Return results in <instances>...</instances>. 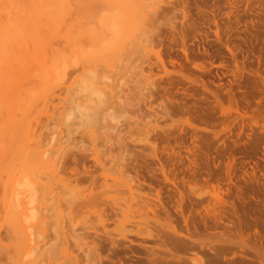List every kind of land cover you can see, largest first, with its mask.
I'll return each mask as SVG.
<instances>
[{
    "label": "rangeland",
    "instance_id": "rangeland-1",
    "mask_svg": "<svg viewBox=\"0 0 264 264\" xmlns=\"http://www.w3.org/2000/svg\"><path fill=\"white\" fill-rule=\"evenodd\" d=\"M33 1L48 2L53 12H35ZM133 1L2 0L0 22L42 26L46 38L53 30L59 37L54 42L56 50L67 45L63 37H80L83 28L86 31L78 49L101 51L103 27L109 30L119 12L126 11ZM149 1L136 2L146 5V13L156 18L152 20L155 30L149 34L154 50L140 54L130 70L120 69V80L114 85L120 96L117 105L123 106V111L105 109L109 118L104 114L106 118L103 116L95 127L97 132L91 129L103 141L93 146L86 135L90 130L86 119L71 105L73 93L68 88L81 86L80 66L70 68L69 76L57 83L55 101L47 108L42 104L28 108L24 102L17 108H0V123L27 119L41 142L21 139L15 144L10 137L0 139V198L4 197L0 204V246L11 251V255H4L7 259L16 257L12 264L35 261L25 252V238L17 233L22 224L27 222L32 241L46 228L42 218L47 213H42L45 207L40 208V204L41 210H35L30 221L20 222L22 217L18 221L20 212L16 213L22 209L17 206L28 181L50 182L54 189L51 198L60 194L80 204L92 195V175L99 183L93 195L102 191V174L108 175L110 185L121 175L132 182V192L123 188L109 193L93 211L74 214L72 219L63 212L69 218L64 230L59 228L62 220L58 214L50 213L54 229L47 231L45 243L56 261L46 259L38 264L65 262L60 247L63 232L70 252L81 257L82 264H264V0ZM14 6H21V10ZM88 36L93 37L92 43ZM49 54L42 51L41 56ZM11 78L15 79L13 97L21 99L19 93L31 88L33 81ZM93 102L97 107L95 99ZM62 113L68 120H60ZM39 151L46 155L41 158ZM97 151L105 168L94 163ZM59 180H67L69 188L64 190ZM36 205L27 207L32 210ZM12 228L16 234L10 232ZM96 242L108 245L100 249ZM89 252L97 253V262L88 261ZM4 258L0 264H9Z\"/></svg>",
    "mask_w": 264,
    "mask_h": 264
},
{
    "label": "bare ground",
    "instance_id": "bare-ground-1",
    "mask_svg": "<svg viewBox=\"0 0 264 264\" xmlns=\"http://www.w3.org/2000/svg\"><path fill=\"white\" fill-rule=\"evenodd\" d=\"M2 1V0H0ZM131 1V0H130ZM137 0L131 3L129 7L124 11L123 13L122 9L120 15L118 14V18L114 20V24L111 25V27L108 28L106 26L103 27V33L102 38L100 40L101 43V51L98 50H92L90 52H84L83 49L79 50L78 48L81 47L79 44V40H81V36L83 37V33H85V29L80 28L81 36L77 37H71L72 34H69V37H63V41L65 40L64 44L66 45L63 50H56L55 47V40H57L59 37L57 36L56 32L51 30L50 34H48L47 38L44 33V29L42 26H33V25H18L14 20L10 21V23H4L0 22V108H17L16 106L19 105L20 102L26 103V106L28 108H34L38 104H42L44 107L47 108L48 105L52 104L55 101V97L57 95L56 89L58 87L56 86L57 83L61 80H65L69 76L68 70L72 68L73 66H80L81 71H83V76L81 77V86L76 89L68 88L70 93H73V96L71 98V105L73 106V110L75 113L77 112L80 114L81 117H83L85 120V126L89 130V133L86 135L88 136L89 140L93 143V146H95L96 141H103L101 140L102 137H96L95 127L101 122V120H104L103 116L106 114V110L110 111V109H115L114 111H123V106H118L117 99L120 97L118 93L116 92L117 86L115 87L114 82H118L120 80V69L122 67H126V70H130L136 61L138 62L140 54H143L147 52L148 49L154 50L153 47L150 46V36L154 30H155V23H152V20L156 18H152L153 16L149 15V13H146L147 7L146 5H138ZM143 1V0H142ZM147 1V0H146ZM149 1V0H148ZM153 1V0H152ZM150 2V1H149ZM152 3V2H151ZM83 5V4H82ZM81 6L77 9L80 11ZM158 5V4H157ZM151 6V5H150ZM32 7L35 12H39L40 14H50L53 11L51 10V6L46 1H41V3H38L36 1L32 2ZM15 10H21V6L17 8L14 6ZM151 8V7H150ZM155 10V9H154ZM152 12V11H151ZM155 13V12H154ZM159 13V12H158ZM155 15V14H154ZM116 16V15H115ZM161 17V16H160ZM159 19V18H158ZM156 21V20H154ZM84 27V26H83ZM157 28V27H156ZM85 30V31H84ZM79 31V33H80ZM78 32V31H77ZM87 33V32H86ZM105 33H108L106 35ZM140 33V34H139ZM217 34V33H216ZM71 35V36H70ZM75 35V34H74ZM88 35V34H87ZM86 36V35H85ZM89 37V36H88ZM85 39V38H84ZM91 43L93 42V37H89ZM153 43V42H151ZM82 44V43H81ZM16 49L17 51H13ZM71 49L73 51H71ZM130 50L129 54H127V50ZM77 50V51H76ZM42 51H49L48 56H44V58L41 56ZM70 51V52H69ZM144 51V52H143ZM147 54V53H146ZM144 55V54H143ZM145 56V55H144ZM149 56V55H148ZM147 58V57H146ZM140 60V59H139ZM148 60V59H147ZM146 64V63H145ZM80 69V68H79ZM110 70L109 73L105 70ZM139 69V68H138ZM132 71V70H131ZM125 72V70H124ZM116 73V74H114ZM123 73V70H122ZM137 73V72H136ZM140 74V73H139ZM141 76V75H139ZM19 78L20 80H31L33 81V85L31 88H27L22 90L19 94L21 99H17L13 97L12 92V86L14 78ZM148 79V78H147ZM113 81V84L111 83ZM59 82V83H60ZM64 82V81H63ZM148 82V80H147ZM62 83V82H61ZM115 83V84H116ZM59 86V85H58ZM60 87V86H59ZM119 90V89H118ZM119 96V97H118ZM95 99L97 107H94L92 104ZM122 100V99H121ZM69 101V100H68ZM93 102V103H92ZM43 108V107H42ZM71 109V108H70ZM97 109V110H96ZM106 109V110H105ZM100 110V111H99ZM94 112V114L92 113ZM106 112V113H105ZM67 113V112H66ZM125 113V112H124ZM63 114V113H62ZM121 114V113H120ZM59 115L61 121L68 120L67 116ZM68 115V114H67ZM71 115V114H70ZM69 115V117H70ZM107 115V114H106ZM105 117V116H104ZM108 117V115H107ZM111 117V116H110ZM103 118V119H102ZM106 118V117H105ZM109 118V117H108ZM115 119V118H113ZM59 120V121H60ZM112 120V119H111ZM107 119L104 121L106 122ZM116 121V120H115ZM103 123V121H102ZM5 123H0V139L7 136L10 137L11 141H13L15 144L18 143L19 140H34L36 143L40 142V135L37 136L35 132L32 130V124L29 123V120L22 118V120H9V122L4 125ZM63 124V122L61 123ZM83 124V123H82ZM68 125V124H67ZM108 126V125H107ZM94 129V132H92L91 129ZM69 129V128H68ZM113 129V128H112ZM107 131V130H106ZM111 131V130H109ZM104 132V131H103ZM84 133V132H83ZM107 132H105L106 134ZM58 134V133H57ZM85 134V133H84ZM109 134V133H108ZM61 135V132H60ZM101 135V134H100ZM107 135V134H106ZM111 134H109L110 136ZM43 138V135H41ZM108 136V135H107ZM106 136V137H107ZM72 137V136H71ZM86 138V137H84ZM83 138V139H84ZM64 139V137H63ZM72 139V138H71ZM60 140V137H59ZM42 141V140H41ZM55 141V140H54ZM71 141V140H70ZM107 142V140H104ZM56 142V141H55ZM58 142V141H57ZM63 142V140H62ZM88 142V141H87ZM41 144V142H40ZM105 145V144H104ZM41 148V147H40ZM95 148V147H94ZM99 149V148H97ZM91 150V149H89ZM93 150V149H92ZM95 150V149H94ZM40 152V157L43 158L44 155H46L44 152ZM38 152V153H39ZM67 152V151H66ZM93 152V151H92ZM96 152V150H95ZM37 153V154H38ZM61 153V152H59ZM88 153V152H87ZM91 153V152H90ZM100 154V152H99ZM107 154V153H106ZM55 155V154H54ZM63 155V154H62ZM56 156V155H55ZM71 156V155H70ZM90 156V155H89ZM107 156V155H106ZM57 158L60 156H56ZM65 157L66 154H65ZM86 157V156H85ZM88 157V156H87ZM124 157V156H123ZM50 158V157H49ZM67 159V158H65ZM74 159V158H73ZM104 159V158H103ZM122 159V158H121ZM59 160V159H58ZM64 160V159H63ZM77 160V159H76ZM92 160V159H91ZM95 160L97 165L101 168L104 166L103 160L99 158L98 151L95 156ZM62 161V159H61ZM122 161V160H121ZM66 162V161H65ZM78 161H76L77 163ZM106 162V161H105ZM125 162V161H124ZM67 163V162H66ZM55 164V162H54ZM53 164V165H54ZM64 164V162H63ZM82 164V163H81ZM92 164V163H91ZM112 164V163H111ZM124 164V163H123ZM51 165V164H50ZM88 165V164H87ZM65 166V165H64ZM58 167V162L56 166L54 167V172H56ZM78 167V166H77ZM95 167V166H94ZM116 167V164L115 166ZM53 168V167H52ZM76 168V167H75ZM96 168V167H95ZM105 168V167H103ZM118 168V167H117ZM130 168V167H129ZM60 169V168H59ZM65 169V168H63ZM82 169V168H81ZM90 169V168H89ZM53 170V169H52ZM83 170V169H82ZM107 170V169H106ZM128 170V169H127ZM60 171V170H59ZM58 171V172H59ZM65 171V170H64ZM113 171V169L111 170ZM57 172V173H58ZM80 172V171H79ZM83 172V171H81ZM102 172V170H101ZM106 172V171H105ZM132 172V171H131ZM61 173H63L61 171ZM76 173V172H75ZM84 173V172H83ZM59 174V173H58ZM97 174V173H96ZM127 174V173H126ZM86 175V174H85ZM100 175V174H99ZM104 177V181L102 184L99 185L100 191L98 195H93V191L98 186L99 183L96 180V178L92 175L90 180L91 186L93 187L91 189V192L89 195L90 198L88 200L83 201L80 204H73L74 202H69L68 198L67 200L65 197L63 198L62 195H53V186L51 187V183H42L38 180L30 179L28 183L25 185V190L23 193V198L20 200L19 205L17 208L22 209L21 211H18L16 208V211H18L16 214L20 212V218L21 221L23 219L26 220L29 219L30 215H35V210L45 207L42 210L47 213L46 216H44L43 222L46 224L45 231L41 232L40 238L32 239L30 238L31 235H29V227L25 225V220H23L24 224L19 230H11L10 232L13 234L15 231L19 235L22 234V238L24 237L26 242H23L24 246L26 247V254L35 257V261L31 260L32 262L30 264H38L37 261H45L47 260H54L55 258L52 257V248L48 246V243H45V240L48 239L49 236H47L46 233L49 229L52 230L53 224L49 222V219L52 217V214L56 212L58 214L59 219L62 220L61 225H59V228L64 230L65 228V219H69L68 217L63 216V212H68V216L71 217L72 215H80L82 213H88L87 211H91L92 209H95L96 207L100 206L103 203V198L108 195L109 193L112 194L113 192H119L122 191L123 188L128 189L129 191L132 190L130 184L128 181H126L123 178H120L121 175H119L118 178L114 179L113 185L108 184L107 182V176L105 174H102ZM116 175V174H115ZM114 175V176H115ZM79 176H81L79 174ZM100 178V177H99ZM141 178V177H140ZM75 179V178H74ZM98 179V178H97ZM103 179V178H102ZM131 179V178H130ZM65 180V179H64ZM60 181V183L63 186L64 190L69 188V185H67L66 181ZM99 180V179H98ZM129 180V179H128ZM88 181V180H86ZM70 182V181H69ZM75 182V181H74ZM89 183V184H90ZM140 183V182H139ZM78 184V183H77ZM137 184V183H136ZM55 185V184H54ZM60 185V184H59ZM80 185V184H78ZM85 185V184H84ZM134 185V184H133ZM143 185V184H142ZM141 185V186H142ZM70 186L73 187L71 184ZM77 187V185H75ZM82 186V184H81ZM90 186V185H89ZM139 186V185H138ZM137 186V187H138ZM135 187V186H134ZM140 187V186H139ZM55 188V187H54ZM98 188V187H97ZM99 189V188H98ZM139 190V188H137ZM142 189V187H141ZM75 191V190H74ZM88 191V190H87ZM96 191V190H95ZM134 191V190H133ZM132 192V191H131ZM60 193V192H59ZM69 193V192H68ZM84 193V192H83ZM128 193V192H127ZM141 193V192H140ZM55 194V193H54ZM70 194V193H69ZM68 194V195H69ZM81 194V193H80ZM86 194V193H85ZM97 194V193H96ZM125 194V193H124ZM142 194V193H141ZM64 195V194H63ZM67 195V194H66ZM133 195V194H132ZM86 196V195H85ZM104 196V197H103ZM111 196V195H110ZM142 196V195H141ZM137 197V196H136ZM105 199V198H104ZM139 199V198H138ZM142 200V199H141ZM77 201V200H76ZM79 201V200H78ZM116 202V200H114ZM124 201V200H123ZM128 201V200H127ZM133 201V200H132ZM4 202L3 199L0 198V204ZM106 202V201H105ZM143 203V202H142ZM36 205L40 204L41 206L39 208L35 207L30 210L27 206L28 205ZM108 204V203H107ZM128 204V203H126ZM147 204V203H146ZM120 205V204H119ZM142 205V204H140ZM149 204H147L148 206ZM63 206L65 208H63ZM138 206V205H137ZM145 206V202H144ZM146 206V207H147ZM159 206V205H158ZM115 207V206H114ZM130 208V205H129ZM139 208V207H138ZM64 209V211H63ZM102 209V208H101ZM109 209V208H107ZM116 209V208H115ZM132 209V208H131ZM147 209V208H146ZM41 210V209H40ZM39 210V213L41 211ZM129 210V209H128ZM140 210V208H139ZM152 210V208H151ZM182 210V209H181ZM180 210V211H181ZM93 211V210H92ZM117 211V210H116ZM138 211V210H137ZM148 211V210H147ZM154 211V210H153ZM157 211V210H156ZM165 211V210H164ZM179 211V210H178ZM44 212V213H45ZM103 212V211H102ZM112 212V211H111ZM134 212V211H133ZM145 211H141L143 214ZM38 213V217L41 215ZM50 213L51 216H50ZM97 213V212H96ZM140 213V212H139ZM150 213V211H149ZM183 213V212H182ZM93 214V213H92ZM122 214V213H121ZM145 214V213H144ZM159 214V213H158ZM157 214V216H158ZM184 214V213H183ZM16 215V216H17ZM43 215V214H42ZM97 215V214H96ZM128 215V214H127ZM147 215V214H146ZM104 216V215H103ZM108 216V215H107ZM126 217V214L124 215ZM135 216V214L133 215ZM148 216V215H147ZM56 217V216H54ZM76 217V216H75ZM87 217V216H86ZM121 216H119L120 218ZM131 217V216H130ZM141 217V216H140ZM32 218V217H31ZM109 218V217H108ZM136 218V217H135ZM151 218V217H150ZM184 218V217H183ZM33 219V218H32ZM55 219V218H54ZM72 219V217H71ZM70 221L72 222V220ZM75 219V218H74ZM149 219V218H148ZM147 219V221H148ZM154 219V218H153ZM31 219H29L30 221ZM51 220V219H50ZM146 220V218H144ZM151 220V219H150ZM184 220V219H183ZM186 220V219H185ZM27 221V220H26ZM34 221V220H33ZM37 221V220H36ZM57 221V220H55ZM112 221V220H111ZM145 223H148V222ZM154 221V220H153ZM19 224L21 225V223ZM59 222V221H58ZM74 222V221H73ZM40 223V222H39ZM42 223V222H41ZM56 223V222H55ZM143 223V222H142ZM187 223V221H186ZM36 224V223H35ZM105 224V223H104ZM116 224V223H115ZM130 224V223H129ZM39 225V224H38ZM118 225V224H117ZM144 225V224H143ZM61 226V227H60ZM71 226V225H69ZM74 226V225H73ZM126 226V225H125ZM151 227V225H149ZM39 227V226H38ZM67 227V226H66ZM154 227V226H153ZM182 227V226H181ZM186 227V226H185ZM32 228V227H31ZM180 228V227H179ZM18 229V228H17ZM54 229V228H53ZM170 229V228H169ZM187 229V228H186ZM185 229V230H186ZM34 230V229H33ZM89 230V229H88ZM148 230V229H147ZM183 230V229H182ZM189 230V229H187ZM186 230V231H187ZM137 231V230H136ZM149 231V230H148ZM153 231V229H152ZM172 231V230H170ZM169 231V232H170ZM184 231V230H183ZM182 231V232H183ZM51 232V231H50ZM154 232V231H153ZM152 232V233H153ZM179 232V231H178ZM45 235H44V234ZM57 233V232H56ZM111 233V232H110ZM138 233V232H137ZM161 233V232H158ZM173 233V232H172ZM16 234V232H15ZM43 234V235H42ZM59 235V233H57ZM62 234L61 237V244L60 247H62V252L66 255L65 262L63 264H82L81 257H75L70 252V245L69 240L67 238V234L65 232L60 233ZM70 234V233H69ZM74 234V233H73ZM104 234V233H103ZM107 234V233H106ZM145 234V233H144ZM181 234V233H180ZM186 234V233H185ZM190 234V233H189ZM109 235V234H108ZM123 235V234H122ZM161 235V234H160ZM163 235V234H162ZM170 235V234H169ZM173 235V234H172ZM177 235V234H176ZM179 235V234H178ZM182 235V234H181ZM187 235V234H186ZM47 236V237H46ZM121 236V235H120ZM192 236V235H191ZM73 237V236H72ZM102 237V236H101ZM153 237V235H152ZM161 237V236H160ZM175 237V236H174ZM177 237V236H176ZM187 237V236H186ZM79 238V237H78ZM94 238V237H93ZM92 238V239H93ZM173 237H171L172 239ZM191 238V237H189ZM188 238V239H189ZM60 239V238H59ZM77 239V238H76ZM82 239V236H81ZM79 239V241L81 240ZM100 239V238H99ZM157 239V238H156ZM164 239V237L162 238ZM169 239V238H168ZM75 240V239H74ZM84 240V239H83ZM167 240V239H164ZM174 240V239H173ZM54 241V240H53ZM72 241V240H71ZM95 241V239H94ZM111 241V240H110ZM141 241V240H140ZM172 241V240H171ZM1 242V241H0ZM52 242V241H51ZM73 242V241H72ZM81 242V241H80ZM90 242V241H89ZM92 242V241H91ZM109 242V240H108ZM120 242V241H119ZM122 242V241H121ZM134 242V241H132ZM142 242V241H141ZM170 242V241H169ZM183 242V241H182ZM33 243V244H32ZM50 243V241H49ZM74 243V242H73ZM97 243V242H96ZM114 246V242H110ZM109 243V244H110ZM51 244V243H50ZM56 244V243H55ZM98 244V243H97ZM96 244V245H97ZM153 244V242H152ZM169 244V243H168ZM167 244V245H168ZM185 244V243H184ZM183 244V245H184ZM53 245V244H52ZM81 244H79V247ZM108 245V244H107ZM105 242H99L98 246L99 248H104L107 246ZM111 245V246H112ZM133 245V244H132ZM155 245V244H154ZM177 245V244H176ZM179 245V243H178ZM181 245V244H180ZM186 245V244H185ZM23 246V249L25 248ZM77 246V244H76ZM126 246V245H125ZM139 246V245H138ZM172 246V245H171ZM5 247L1 244L0 248ZM78 247V246H77ZM85 247V246H84ZM94 247V246H93ZM109 247V246H108ZM136 247V246H135ZM168 247V246H167ZM175 247V246H174ZM182 247V246H181ZM22 248V247H21ZM55 248V247H54ZM57 248V247H56ZM59 248V246H58ZM100 248V249H101ZM128 248V247H127ZM161 248V247H160ZM184 248V247H183ZM75 249V248H73ZM86 249V248H85ZM131 249V248H130ZM153 249V248H152ZM156 249V248H155ZM170 249V248H169ZM176 249V248H174ZM193 249V247H192ZM5 251H9L7 249V246L5 249H0V258L1 255L4 258L6 255L9 256L10 252L5 253ZM22 250V249H21ZM59 250V249H58ZM103 250V249H102ZM117 250V249H116ZM154 250V249H153ZM152 250V251H153ZM186 250V249H185ZM115 251V250H114ZM120 251V250H119ZM118 251V252H119ZM145 251V250H144ZM151 251V250H150ZM155 251V250H154ZM178 251V250H177ZM192 251V250H190ZM20 252V251H19ZM117 252V251H116ZM126 252V251H125ZM136 253L134 250L132 251ZM142 253V251H140ZM170 252V251H169ZM176 252V251H175ZM5 253V254H4ZM56 253V252H55ZM84 253V252H83ZM104 253V252H103ZM107 253V251H106ZM156 253V252H155ZM12 254V253H11ZM10 254V255H11ZM81 254V253H80ZM97 254V253H96ZM96 254L90 253L89 256H87L89 262H97ZM148 254V253H147ZM158 254V253H157ZM87 255V254H86ZM154 255V254H153ZM82 256V255H81ZM111 256V255H110ZM114 256V255H113ZM145 256V255H144ZM148 256V255H147ZM5 257V258H6ZM52 257V258H51ZM3 258L0 259V261L3 260ZM4 258V259H5ZM16 257L10 256V259L8 257L7 263L12 264V261H14ZM58 258V257H57ZM62 258V257H61ZM85 258V257H84ZM107 258V257H106ZM146 258V257H145ZM149 258V257H148ZM33 259V258H32ZM60 259V258H59ZM83 259V258H82ZM86 259V258H85ZM117 259V258H116ZM119 259V258H118ZM125 259V258H124ZM151 259V257H150ZM8 260H10L8 262ZM19 260V259H18ZM108 260V259H106ZM134 260V259H133ZM152 260V259H151ZM56 261V259H55ZM135 261V260H134ZM15 262V261H14ZM30 262V260H29ZM59 262V261H58ZM86 262V261H85ZM88 262V263H89ZM102 262V261H101ZM100 262V263H101ZM132 262V260L130 261ZM158 262V261H157ZM19 263V261H18ZM27 263V262H26ZM51 263V262H50ZM60 263V262H59ZM87 263V262H86ZM127 263V262H126ZM134 263V262H133ZM142 263V262H140ZM28 264V263H27ZM43 264V263H42ZM94 264V263H93ZM113 264V263H112ZM125 264V263H124ZM143 264V263H142ZM145 264V263H144ZM150 264V262H148ZM154 264V263H153ZM157 264V263H156Z\"/></svg>",
    "mask_w": 264,
    "mask_h": 264
}]
</instances>
